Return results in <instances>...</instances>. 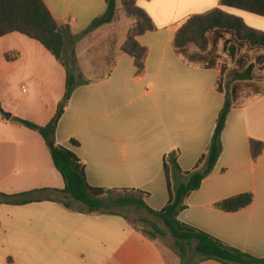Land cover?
Wrapping results in <instances>:
<instances>
[{
  "label": "crops",
  "instance_id": "crops-1",
  "mask_svg": "<svg viewBox=\"0 0 264 264\" xmlns=\"http://www.w3.org/2000/svg\"><path fill=\"white\" fill-rule=\"evenodd\" d=\"M44 2L54 19L75 34L107 8L106 0ZM136 5L153 27L138 37L147 49L144 73L138 75L134 59L122 51L133 26L125 17L117 43L107 50L115 53L110 70L75 90L56 138L85 164L91 187L143 191L149 194V207L161 211L170 200L165 157L178 151L180 168L192 172L211 143L225 103L219 91L221 70L188 62L175 49L176 33L187 18L216 9L262 33L264 17L224 7L221 0H137ZM84 39L76 46L80 63ZM53 57L25 35L0 38V107L11 114L8 120L0 113V193L36 191L38 198L25 205L0 204V264H180L161 240H149L121 214L88 213L61 193L65 182L42 136L14 121L45 126L55 117L67 73ZM99 63L102 69L105 61ZM252 140L264 143V94L232 109L222 135L223 153L201 188L188 197L179 220L262 259L264 151L254 161ZM248 193L254 201L245 209L215 207Z\"/></svg>",
  "mask_w": 264,
  "mask_h": 264
},
{
  "label": "trees",
  "instance_id": "trees-1",
  "mask_svg": "<svg viewBox=\"0 0 264 264\" xmlns=\"http://www.w3.org/2000/svg\"><path fill=\"white\" fill-rule=\"evenodd\" d=\"M136 3L137 0L123 1L128 18L135 19L136 24L130 29L122 51L134 59L137 74L142 75L146 66L147 49L139 43L138 37L153 27L149 16ZM106 4L103 15L95 18L82 33L75 34L70 26L54 19L44 0H0V38L19 33L38 41L64 66L67 73L64 98L55 117L47 125L39 126L19 118H14V121L42 136L53 163L65 182V189L61 193L82 203L88 213L121 214L112 210L115 207H134L146 212L153 219L142 218V221L152 229L133 226L151 241H156L160 236H171L181 260L180 264H200L209 260L222 264H264V258L252 257L179 220L180 214L188 208V197L201 188L223 153L222 135L229 114L237 106L238 99L235 89L231 92L223 90L224 69L221 70L219 91L225 93V103L218 116L211 143L196 168L192 172H184L179 166L178 151L165 157L164 172L169 185L170 200L161 211L149 207L146 202L149 194L143 191L91 187L87 181L85 164L72 151L58 144L56 135L59 122L75 90L87 83L79 81L75 45L90 33L111 25L118 19L117 0H106ZM221 5L264 17V0H221ZM212 39L214 47L223 41L225 53L239 65L241 59L238 57L244 49L264 51V33L251 29L243 19L220 9L187 18L175 35L174 46L188 62L204 64L201 66L205 69H215L217 63L212 59V52H202L199 48L201 42L211 43ZM191 47H196L200 52L189 54ZM67 49L69 54H66ZM256 64L257 62L251 63L243 73H236L232 81L253 80ZM72 143L79 145L76 141ZM250 145L253 160L257 161L264 151V143L252 140ZM35 193L36 191L19 195L0 193V204L25 205L38 199L34 197ZM114 195L117 197L114 198ZM253 201V194L248 193L223 200L215 207L224 212H237L250 206ZM64 205L69 208L67 203Z\"/></svg>",
  "mask_w": 264,
  "mask_h": 264
},
{
  "label": "rangeland",
  "instance_id": "rangeland-1",
  "mask_svg": "<svg viewBox=\"0 0 264 264\" xmlns=\"http://www.w3.org/2000/svg\"><path fill=\"white\" fill-rule=\"evenodd\" d=\"M124 0H117V16L118 19L116 22L111 24L106 29H102V31H94L87 35L84 39V45L80 46V55H81V63L78 61V68L80 71L79 81L88 82V81H96L103 78L106 73L110 70V67L115 58V53L111 50L110 53H107L108 48H112L117 43V39L119 38L120 27L123 25L121 23L123 19L126 17V9L123 4ZM131 19V18H128ZM133 22V26L136 24L135 19H131ZM132 26V27H133ZM73 32V31H72ZM74 33V32H73ZM83 41V40H82ZM210 42H201L199 48L201 51H206V53L212 52V59L216 61L217 67L222 70L224 69V76L222 87L224 91L231 92V90L235 89L237 95V105H242L249 101L250 99L264 94V51L262 50H251L244 49L239 55L240 65L236 63L235 60H232L224 51V42L221 41L218 46H212L213 39ZM75 45V50H76ZM85 48V49H84ZM84 49V51H83ZM200 51L196 47H191L189 49V54H198ZM50 53V52H49ZM69 54V53H68ZM77 55V53H76ZM54 58V57H53ZM78 59V57H77ZM53 60L56 61L54 58ZM105 61V65L101 69V65L99 62ZM256 67L254 70L253 80L251 81H232V77L238 72L243 73L247 66L251 63H256ZM59 65V70L64 68V66L60 62L57 63ZM57 65V66H58ZM202 66L204 64H201ZM61 66V67H60ZM63 66V67H62ZM66 70V69H65ZM33 123V122H32ZM114 198L117 195L113 196ZM112 210L117 211L124 215L129 222L135 227H139L141 229L145 228L147 230H151L152 228L142 221V218H150L148 214L144 211H139L136 208L128 207V208H112ZM161 240V245L164 249H171L174 253L177 254V250L175 248L174 241L171 236L168 237H159Z\"/></svg>",
  "mask_w": 264,
  "mask_h": 264
},
{
  "label": "water",
  "instance_id": "water-1",
  "mask_svg": "<svg viewBox=\"0 0 264 264\" xmlns=\"http://www.w3.org/2000/svg\"><path fill=\"white\" fill-rule=\"evenodd\" d=\"M0 113H1L5 118H7L8 120L11 118V114L5 112V110H3L1 107H0Z\"/></svg>",
  "mask_w": 264,
  "mask_h": 264
}]
</instances>
